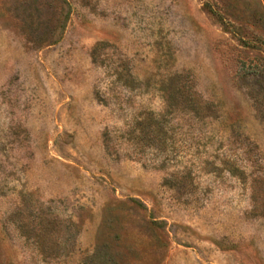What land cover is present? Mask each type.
<instances>
[{"label":"rangeland","instance_id":"rangeland-1","mask_svg":"<svg viewBox=\"0 0 264 264\" xmlns=\"http://www.w3.org/2000/svg\"><path fill=\"white\" fill-rule=\"evenodd\" d=\"M264 264V0H0V264Z\"/></svg>","mask_w":264,"mask_h":264},{"label":"trees","instance_id":"trees-1","mask_svg":"<svg viewBox=\"0 0 264 264\" xmlns=\"http://www.w3.org/2000/svg\"><path fill=\"white\" fill-rule=\"evenodd\" d=\"M85 264V263H84Z\"/></svg>","mask_w":264,"mask_h":264}]
</instances>
